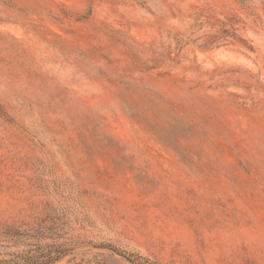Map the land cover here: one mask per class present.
<instances>
[{
  "label": "rangeland",
  "instance_id": "1",
  "mask_svg": "<svg viewBox=\"0 0 264 264\" xmlns=\"http://www.w3.org/2000/svg\"><path fill=\"white\" fill-rule=\"evenodd\" d=\"M109 247L264 264V0H0V264Z\"/></svg>",
  "mask_w": 264,
  "mask_h": 264
},
{
  "label": "trees",
  "instance_id": "2",
  "mask_svg": "<svg viewBox=\"0 0 264 264\" xmlns=\"http://www.w3.org/2000/svg\"><path fill=\"white\" fill-rule=\"evenodd\" d=\"M109 248L112 249V250H114L115 252L119 253L121 256L127 258V260L129 262L133 263V264H159L157 262L149 261L147 259L146 260H143L142 263L141 262L140 263L139 262L137 263V261H135L134 259L130 258L129 256H126L122 252L117 251V250L113 249L112 247H109ZM140 260H142V259H140ZM51 261H52L51 259L44 260L42 257H37V258H34V259L31 260V264H50V263H52Z\"/></svg>",
  "mask_w": 264,
  "mask_h": 264
}]
</instances>
